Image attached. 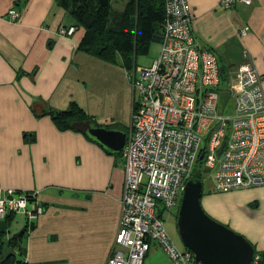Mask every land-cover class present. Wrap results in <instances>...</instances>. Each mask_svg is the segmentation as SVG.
Here are the masks:
<instances>
[{
  "label": "crops",
  "instance_id": "obj_1",
  "mask_svg": "<svg viewBox=\"0 0 264 264\" xmlns=\"http://www.w3.org/2000/svg\"><path fill=\"white\" fill-rule=\"evenodd\" d=\"M189 2L197 43L215 51L223 82L237 85L245 51L264 80V0L232 9L221 0ZM13 7L20 13L15 21ZM60 24L76 26V19L56 0H0V189L38 191L45 206L20 226L28 264H107L122 216V151L111 153L79 130H61L41 113L76 104L97 125L128 138L135 97L124 65L82 51L84 30L59 36ZM230 97L223 90L221 103ZM201 199L215 220L254 245V264H264V186L214 188ZM6 221L0 218L1 230ZM151 247L144 264H171L164 249Z\"/></svg>",
  "mask_w": 264,
  "mask_h": 264
},
{
  "label": "built area",
  "instance_id": "obj_2",
  "mask_svg": "<svg viewBox=\"0 0 264 264\" xmlns=\"http://www.w3.org/2000/svg\"><path fill=\"white\" fill-rule=\"evenodd\" d=\"M253 0H221L224 9ZM161 52L150 67L127 70L133 88L132 127L122 151L125 167L122 216L107 264H144L153 244L171 264H202L169 235L164 214L180 208L184 185L203 153L218 192L264 186V87L253 57L244 52L237 85L222 82L220 60L199 46L189 0H166ZM15 21L19 10L9 12ZM249 27L241 30L246 36ZM72 37L76 26L60 24ZM233 112L224 113L223 90ZM38 191L0 189V218L24 212L30 221L45 211Z\"/></svg>",
  "mask_w": 264,
  "mask_h": 264
},
{
  "label": "trees",
  "instance_id": "obj_3",
  "mask_svg": "<svg viewBox=\"0 0 264 264\" xmlns=\"http://www.w3.org/2000/svg\"><path fill=\"white\" fill-rule=\"evenodd\" d=\"M56 1L76 19V26L84 30L79 47L82 51L97 55L112 63H121L127 70L136 65V56L139 53L149 52V46L154 40V36H160L163 33V24L167 17L166 0H121L125 2L122 10L114 8V4L121 2L120 0ZM223 75L222 71V82ZM41 115H49L61 130H75L73 122L92 120L76 104L69 109L46 110ZM204 161L205 156L201 153L195 162L196 165L190 179L202 180L201 171L205 167ZM11 214L4 218L8 223H10L8 220ZM7 229L8 224L6 229H0V264H28L20 244L24 234L19 237L11 236L10 239V242H14L15 247L19 248V254L4 252L3 246L5 235L8 233Z\"/></svg>",
  "mask_w": 264,
  "mask_h": 264
},
{
  "label": "water",
  "instance_id": "obj_4",
  "mask_svg": "<svg viewBox=\"0 0 264 264\" xmlns=\"http://www.w3.org/2000/svg\"><path fill=\"white\" fill-rule=\"evenodd\" d=\"M73 128L111 153H120L126 145V132L97 125L90 119L73 122ZM183 188L177 223L183 246L192 251L196 260L202 264H254L257 257L254 245L204 210L203 181L189 178ZM23 232L15 236L19 237Z\"/></svg>",
  "mask_w": 264,
  "mask_h": 264
},
{
  "label": "rangeland",
  "instance_id": "obj_5",
  "mask_svg": "<svg viewBox=\"0 0 264 264\" xmlns=\"http://www.w3.org/2000/svg\"><path fill=\"white\" fill-rule=\"evenodd\" d=\"M121 1V0H120ZM124 3L123 1L121 2H116L114 5V8L116 10H122L124 8ZM161 43L158 39L154 38V40L150 43L149 46V52L148 53H139L136 56V65L138 67H150L153 65V63L155 62V59L158 58V56L160 55L161 52ZM223 105V112L226 113H231L233 112V102L232 99H230L229 101H226L225 103H221ZM214 171L213 169L210 168H203L201 171V175H202V180H203V184H204V194H207L209 192H214V175H213ZM203 194V195H204ZM203 198V196H202ZM179 214V208L173 209V211L171 212H166L164 214V221L166 223V228L167 231L169 233V235L172 237L173 241L177 244V246H179L180 248L184 249L185 246H183L182 243V239H181V234H179V228H178V223H177V219H178V215ZM25 213L22 212H18V213H12L10 215L9 218V224H8V233H6L7 235H5V239H4V246H3V250L5 253L8 254H12V252L18 253L19 248L15 247L16 245H14V242H10L11 236L13 237L15 234H17L18 232L21 231L20 226L22 225V223L25 220ZM24 236V235H23ZM23 236L21 237V242L20 244L23 245Z\"/></svg>",
  "mask_w": 264,
  "mask_h": 264
}]
</instances>
